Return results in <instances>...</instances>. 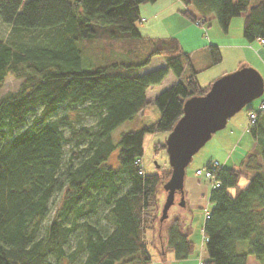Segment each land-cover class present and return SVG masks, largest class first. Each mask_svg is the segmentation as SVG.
Segmentation results:
<instances>
[{"label":"trees","instance_id":"16d2710c","mask_svg":"<svg viewBox=\"0 0 264 264\" xmlns=\"http://www.w3.org/2000/svg\"><path fill=\"white\" fill-rule=\"evenodd\" d=\"M156 1L0 0V20L10 27L9 39L0 40V85L8 76L23 80L0 98V264H152L145 233L170 219L160 221L157 194L172 168L145 172V134L170 133L185 101L214 82L199 85L176 37L139 33L140 6ZM252 1L181 0L180 12L202 25L213 17L224 32L245 12L243 36L253 42L264 39V0ZM209 55L210 66L222 61L215 45ZM155 56L165 66L140 74ZM169 73L176 82L148 101L147 89ZM151 102L159 109L155 123L112 136ZM81 105L96 126L65 137L67 119L56 116ZM256 112L254 150L240 168L215 169L220 186L209 193L201 264H248L250 255L264 264V111ZM68 142L85 146L65 158ZM167 240L175 260L195 252L179 218H171Z\"/></svg>","mask_w":264,"mask_h":264},{"label":"rangeland","instance_id":"374dc122","mask_svg":"<svg viewBox=\"0 0 264 264\" xmlns=\"http://www.w3.org/2000/svg\"><path fill=\"white\" fill-rule=\"evenodd\" d=\"M70 1L73 2L74 0H70ZM254 2L255 0L252 1V4H254ZM244 16H245V12H243L240 16L234 17L232 19V25H231L232 32L230 35L232 38L230 37L229 40L237 41V37L243 35L242 30H243ZM180 17L183 18L182 16ZM172 23L174 26L173 30L180 29L182 27L180 19L175 18L174 21H172ZM211 26L220 27L217 20L213 17H211L208 22L202 25L204 31L203 38L205 41L208 40V35L211 36L213 32L211 31ZM220 30H222L221 27ZM9 35H10V27L4 24L0 20V40H8L10 37ZM246 42L248 43L247 44L248 47H251V52L249 51V49L247 50L240 49L239 51H237V57L245 58L246 61L247 60L254 61V65H256V68L253 67L251 68L260 74L264 82V61L261 60V63H258V61H256V57L258 58L257 60L262 59L261 57H259L258 52H256L258 46L260 45L257 42V40L253 42H248L246 40ZM197 46L198 44H196L193 47H197ZM180 48L183 49L181 44H180ZM158 61H159L158 57L154 58L153 61H151L150 66L142 71L144 72L146 70L151 71L153 69H156V67H158L159 65ZM222 62L223 61H221L218 64H222ZM242 69H244V67H241L229 73ZM22 81L23 80L20 78L8 76L4 80L2 85H0V98L9 92L16 91L21 85ZM170 82H171V78L167 77L161 84L155 85L153 89H149L146 94L147 99L153 101L152 99L155 96L159 95L164 89L169 87ZM199 85L205 87V85L202 83L201 84L199 83ZM263 98H264V92L262 96L251 101L243 109H241L231 118H229L227 126H225L223 129L213 134L210 140H208L207 143L192 156L184 172L183 197L179 192L175 193L174 204L169 210L170 219L161 225H156L153 229L146 230L145 243H146L147 251L151 257L152 264H201V262L203 263V261L207 259L202 228L206 220V210L208 212H211L212 209V205L209 201V193L212 189V186L209 180L204 179L202 176H197L195 172L199 169L205 171L206 170L205 165L210 161H221L222 163L223 161L222 158H224V156H229V154L232 153L235 148L239 147L238 146L239 140L245 133L247 138H251V140L253 141V136L251 134V131L247 128L248 122L245 123L244 124L245 126L241 128L237 126V122H239V120L246 119L244 118V116L247 111V108L252 107L254 109H258L259 104ZM84 106L85 105H81L74 110L70 109L68 106H65L59 110L56 118L67 119V122L61 125V130L65 137H69L73 131L78 130L82 127H86L89 129L95 128L97 119L94 116L86 115L82 111ZM78 113L80 114L79 115L80 118L78 117ZM158 119H159V109L155 104L151 102L147 105V107L145 108L142 114L139 113L133 119L126 121L116 130H114L112 136L115 139L119 138V135L122 132L131 131V130L132 131L140 130L144 126H149L155 123ZM168 136L169 133H165V132L155 133V134H149V133L145 134L144 154L142 156V164H143V168L146 169L148 173L161 174L165 168L170 166L169 157L166 149L157 150L155 147L157 143L165 144ZM84 146H85L84 143L80 144L78 147H75L72 142H68L67 144H64V150L66 153L65 158H67L70 152H72L73 150H79L81 147ZM247 146H248L247 141H244L240 144V147L235 151V153L231 154L232 157H231V161L228 164L229 166L236 165L237 168L241 167L240 160L239 162L237 161L238 158L240 157L241 149L246 150ZM114 162H115V158L112 157L108 163L112 165ZM247 181L248 179L243 177L240 181V186L245 185ZM166 195L167 193L165 191L164 185H161L157 194L158 204H159L158 207L160 209V212L163 209ZM59 197L60 194H56L54 196V198L51 201V208H54L56 206ZM182 200L184 204H182ZM103 215L104 213L101 212L99 213L100 225L106 224V219L104 218ZM172 217H176L181 220L182 230L185 231L189 239L195 245V252L188 259L175 260L174 254L168 246L167 227ZM71 244L73 246L74 244L73 241H71ZM239 247H241L243 250H246L248 247V241H242L241 243H239ZM248 264H262V263L257 261L253 255H250L248 258Z\"/></svg>","mask_w":264,"mask_h":264},{"label":"water","instance_id":"95a60500","mask_svg":"<svg viewBox=\"0 0 264 264\" xmlns=\"http://www.w3.org/2000/svg\"><path fill=\"white\" fill-rule=\"evenodd\" d=\"M263 92L264 82L260 74L246 67L215 80L206 95L185 101L183 115L165 143L172 174L164 185L167 195L160 221L167 219L175 193L179 192L183 197L184 172L192 156L213 134L226 126L229 118Z\"/></svg>","mask_w":264,"mask_h":264},{"label":"crops","instance_id":"0c3cea01","mask_svg":"<svg viewBox=\"0 0 264 264\" xmlns=\"http://www.w3.org/2000/svg\"><path fill=\"white\" fill-rule=\"evenodd\" d=\"M185 8L186 7L182 4V2L174 1V0H157L154 3L142 4L140 6L141 21L139 22V25L137 24L139 33L142 36L152 37V38L176 37L180 42V44L182 45L183 50L190 54L191 69H194L195 71L199 72L196 75V79L197 81H199L198 83L200 84L202 83L205 86L215 81L216 79L220 78L221 76L236 69H239L241 67L256 68V65H254V61H248V60L246 61L245 58L237 57V51H239L240 49H245V50L249 49V51L251 52V47H248L247 45L248 43L246 42L243 35L238 36L237 41L229 40L232 32L231 30L232 21L230 23L229 29L226 32H222L223 30H220L219 26H211V31L213 32L211 36L208 35V40L205 41L203 38L204 31L202 25L192 21L191 19L187 18L180 12V10H183ZM180 16H182L183 18H181ZM175 18L180 19L182 27L180 29L173 30L174 26L172 21H174ZM257 42L259 43L258 40ZM196 44H198V46L193 47ZM213 44H215L219 48L222 54L223 62L222 64L210 66L209 46ZM259 45L260 46H258L256 52H258L259 57H261L262 59L259 58L260 60H257L258 58L256 57V61H258V63H261V60L264 61V46H262L260 43ZM157 57L159 58L158 61L159 65L158 67H156V69L165 66V61L160 56L153 57L151 61H153V59ZM150 64L151 62L147 66L141 68L139 70L140 74L148 72V70L144 72L142 70L149 67ZM167 77L171 78V82L169 84L170 87L176 82V78L172 73H169ZM154 86L148 88L146 94L148 90L153 89ZM250 110H257V109H254L252 107L247 108V111L244 116V118L246 119L239 120V122H237V126H239L240 128L245 126L244 124L248 122L247 117H248V112ZM244 141L248 142V146L246 150L241 149L240 157L238 158L237 161L239 162L240 160V164L244 161L246 156L254 150L256 146L254 139L252 141L251 138H247L246 133L239 140L238 146L240 147V144ZM239 147L235 148L233 152L229 154V156H224V158H222L223 159L222 163L221 161H217L219 165L226 168H237L236 165L229 166L228 164L231 161V157H232L231 154H234ZM211 162L212 161L207 163L205 166H207ZM144 170L145 172H147L146 169ZM172 218H176V217H172Z\"/></svg>","mask_w":264,"mask_h":264},{"label":"built area","instance_id":"2783aa9c","mask_svg":"<svg viewBox=\"0 0 264 264\" xmlns=\"http://www.w3.org/2000/svg\"><path fill=\"white\" fill-rule=\"evenodd\" d=\"M261 45L264 46V39H260L259 40ZM261 110H264V100L262 101L261 105H260ZM257 122V114L255 112H249L248 113V129H251L255 126ZM217 168V162H214L210 169H206L205 171L203 170H197L195 172V174L197 176H202L204 179L209 180L212 184V187H219L220 186V182L218 180H216L215 178V169ZM207 218H209V214H207L206 216Z\"/></svg>","mask_w":264,"mask_h":264}]
</instances>
